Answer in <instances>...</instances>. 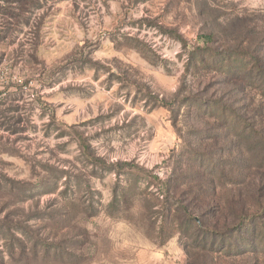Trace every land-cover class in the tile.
<instances>
[{
  "label": "rangeland",
  "instance_id": "1",
  "mask_svg": "<svg viewBox=\"0 0 264 264\" xmlns=\"http://www.w3.org/2000/svg\"><path fill=\"white\" fill-rule=\"evenodd\" d=\"M35 6L0 44V264H264L189 219L264 202L263 91L218 71L264 47V0Z\"/></svg>",
  "mask_w": 264,
  "mask_h": 264
},
{
  "label": "trees",
  "instance_id": "2",
  "mask_svg": "<svg viewBox=\"0 0 264 264\" xmlns=\"http://www.w3.org/2000/svg\"><path fill=\"white\" fill-rule=\"evenodd\" d=\"M42 1L48 0H0V44H12L15 37L13 35L14 30L11 28L13 23L25 22L28 24V12H32V9L36 8L35 5L40 4ZM246 51V53L227 52L224 56L225 60L218 71L221 73H235V79L243 77L252 87H255L257 85L256 81H258L264 96V47H262V44H256ZM4 57L5 54L1 53L0 66ZM246 63L245 69L236 66H243ZM220 109L223 115V130L233 131L239 137H248L255 132V124L250 120L243 119L235 111L231 114L219 107H217L216 115H221L219 114ZM258 144L264 149V137L259 138ZM262 160H264V154ZM258 189L264 195V186L263 188L259 186ZM215 207L221 219L225 220L222 226H220L221 220L219 219L215 222L210 221V207L205 211L200 210L195 216L189 214L191 223L194 224L197 231L201 233V237L204 238L202 240L204 242L196 244L198 247L207 248L208 245H211L212 249L217 248L218 252L230 255L234 253L236 248L241 246L251 248V250L264 247V242L261 244L256 242L264 237V202L260 198L255 197L250 201L239 197L235 204H230L228 210L225 205L218 204ZM225 210L228 212H225ZM208 241H211L210 244H208Z\"/></svg>",
  "mask_w": 264,
  "mask_h": 264
}]
</instances>
